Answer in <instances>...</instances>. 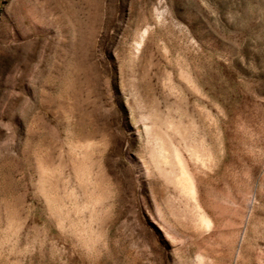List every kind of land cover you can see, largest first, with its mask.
Instances as JSON below:
<instances>
[{
	"label": "rangeland",
	"instance_id": "1",
	"mask_svg": "<svg viewBox=\"0 0 264 264\" xmlns=\"http://www.w3.org/2000/svg\"><path fill=\"white\" fill-rule=\"evenodd\" d=\"M0 264H264V0H0Z\"/></svg>",
	"mask_w": 264,
	"mask_h": 264
},
{
	"label": "bare ground",
	"instance_id": "2",
	"mask_svg": "<svg viewBox=\"0 0 264 264\" xmlns=\"http://www.w3.org/2000/svg\"><path fill=\"white\" fill-rule=\"evenodd\" d=\"M184 77V76H183ZM191 77V76H190ZM186 79V78H185ZM189 80V79H188ZM192 83V82H191ZM190 84V83H189ZM168 86V85H167ZM170 90H174L173 86L171 85L169 87ZM172 93V92H171ZM157 139V145L160 146L159 150H156L155 154L157 159L159 160V162H161L162 164L165 165H170L172 163V161L170 160L171 156L168 154L166 147H164V145L161 143V139H159L160 137H156ZM158 149V148H157ZM175 157L178 160V162L181 165V169H182V173L181 174H185V176L187 177V179L190 180V183H192V187L190 188L192 191V195L194 196V198L196 197V190H195V186H194V179L192 177V171L186 166L185 164V159L182 155V153H180V151L175 148ZM176 160V161H177ZM190 160H193L197 163H199V161H201L200 159V155L193 151L191 152L190 155ZM196 199V198H195ZM197 208L199 209V222L206 227H209L210 224H212V222L210 221V219L207 217L206 213L202 210L200 204L197 203ZM212 226V225H211Z\"/></svg>",
	"mask_w": 264,
	"mask_h": 264
}]
</instances>
